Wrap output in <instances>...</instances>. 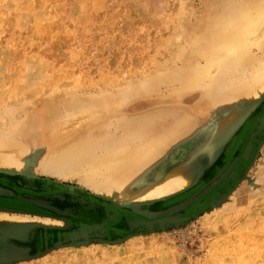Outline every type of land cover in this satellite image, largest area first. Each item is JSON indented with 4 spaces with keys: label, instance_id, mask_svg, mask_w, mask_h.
Segmentation results:
<instances>
[{
    "label": "rangeland",
    "instance_id": "rangeland-1",
    "mask_svg": "<svg viewBox=\"0 0 264 264\" xmlns=\"http://www.w3.org/2000/svg\"><path fill=\"white\" fill-rule=\"evenodd\" d=\"M243 1L0 0V133L18 124L16 137L26 144L23 170L0 166V198L32 208L0 207V264H264V132L252 134L264 95L252 107L241 94L206 99L201 109L200 90L178 91L175 81L186 70L185 52L220 19L209 20ZM253 54L262 55L257 48ZM147 81L156 88L131 96L132 117H165L163 134L176 114L193 111L195 119L139 182L190 162L185 189L158 201L119 203L84 175L44 171L59 142L40 140L36 116L45 108L92 105ZM172 216L188 219L153 230L132 223Z\"/></svg>",
    "mask_w": 264,
    "mask_h": 264
},
{
    "label": "bare ground",
    "instance_id": "bare-ground-1",
    "mask_svg": "<svg viewBox=\"0 0 264 264\" xmlns=\"http://www.w3.org/2000/svg\"><path fill=\"white\" fill-rule=\"evenodd\" d=\"M234 9L226 17L220 15L218 18L217 15L209 20L214 24L220 19L213 31H206L202 38L199 37V42L195 40L199 45L196 49L185 52L186 70L178 80L175 79L179 84L178 91L200 90L195 104L198 108L205 107L206 99L241 94H247V105L252 107L264 95V0H244ZM209 23L203 27H210ZM255 48L262 55L255 56ZM156 85L147 81L139 89L128 87L127 93L92 105L72 102L63 110L45 108L36 116L40 140L59 142L55 143V154L48 155L44 161V171L63 179L84 175L85 181L119 203L158 201L185 189L193 177L190 162L177 165L153 183L139 182L144 168L195 119L193 111L176 114L174 125L170 129L166 127L169 132L163 134L165 117H132L126 110L131 96L135 92L139 94L137 96L150 94ZM235 118L231 117L232 120ZM261 120L260 125L264 127V118ZM85 123L93 124L91 131L83 130L80 135L69 137L74 128ZM17 125L8 126L10 128L0 133V166L19 172L25 167L26 162L20 159V154L25 152L26 144L16 137L17 131L20 132ZM224 128L220 129V134ZM79 162L88 165V170L83 166L80 168Z\"/></svg>",
    "mask_w": 264,
    "mask_h": 264
},
{
    "label": "water",
    "instance_id": "water-1",
    "mask_svg": "<svg viewBox=\"0 0 264 264\" xmlns=\"http://www.w3.org/2000/svg\"><path fill=\"white\" fill-rule=\"evenodd\" d=\"M262 118H264V113L259 117L257 125L253 129V132H252L253 135H260L264 132V127L260 125ZM252 148H253L252 143H249L242 155L243 160H247L249 158ZM246 150L248 151L246 154L248 156L247 159L244 158V154ZM0 207H7V208H12V209H22V210L32 209L31 207H29L23 202H16L14 200L4 199V198H0ZM187 219L188 217H181V216H172V217H166V218H161V219H156V220H146V219L136 218L133 220L132 223L136 226H143L149 230H153L155 226H158L159 228L164 229L166 225L168 224H176V223L184 222Z\"/></svg>",
    "mask_w": 264,
    "mask_h": 264
}]
</instances>
